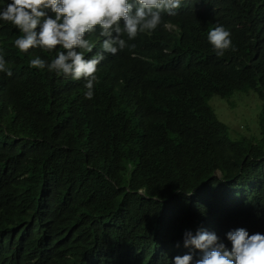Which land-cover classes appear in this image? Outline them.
Returning a JSON list of instances; mask_svg holds the SVG:
<instances>
[{"label": "trees", "instance_id": "16d2710c", "mask_svg": "<svg viewBox=\"0 0 264 264\" xmlns=\"http://www.w3.org/2000/svg\"><path fill=\"white\" fill-rule=\"evenodd\" d=\"M20 35L0 19V264H105L118 248L171 264L160 244L191 254L186 231L228 248L236 228L264 234V0H181L99 64L92 99L83 78L29 66L62 47L21 52ZM253 92L259 135L209 104Z\"/></svg>", "mask_w": 264, "mask_h": 264}, {"label": "clouds", "instance_id": "9594fccd", "mask_svg": "<svg viewBox=\"0 0 264 264\" xmlns=\"http://www.w3.org/2000/svg\"><path fill=\"white\" fill-rule=\"evenodd\" d=\"M180 5L181 0H11L0 10V19L11 22L21 33L14 41L21 52L62 47L64 51L50 63L37 56L29 66L47 68L75 80L83 78L85 97L92 99L99 64L129 47L127 41L139 38L141 32L155 30L162 13L176 15ZM230 36L222 25L208 32L218 56L232 46ZM0 72L12 76L2 55ZM226 237L231 248L214 232L198 230L193 235L186 231L184 246L191 254L172 249L165 241L160 246L170 256L171 264H264V234L250 235L240 227L227 232ZM92 245L89 241L82 251L87 254ZM101 258L105 264H156L149 252L128 248H118ZM82 259L86 258L79 261Z\"/></svg>", "mask_w": 264, "mask_h": 264}, {"label": "rangeland", "instance_id": "374dc122", "mask_svg": "<svg viewBox=\"0 0 264 264\" xmlns=\"http://www.w3.org/2000/svg\"><path fill=\"white\" fill-rule=\"evenodd\" d=\"M236 94L230 98L232 99L231 102H235L236 106H232L231 102H229L230 99H221L219 97H212L209 104L219 118L229 125L231 130L242 131L243 135L246 136L252 133L259 135L260 129L257 115L260 112V101L257 93L253 92L249 96L238 99Z\"/></svg>", "mask_w": 264, "mask_h": 264}, {"label": "bare ground", "instance_id": "6f19581e", "mask_svg": "<svg viewBox=\"0 0 264 264\" xmlns=\"http://www.w3.org/2000/svg\"><path fill=\"white\" fill-rule=\"evenodd\" d=\"M170 26V25H169ZM172 26V25H171Z\"/></svg>", "mask_w": 264, "mask_h": 264}]
</instances>
